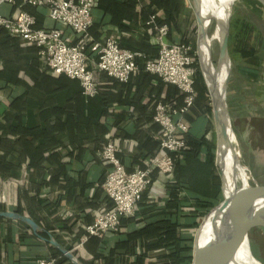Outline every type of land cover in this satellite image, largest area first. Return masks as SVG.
<instances>
[{"label": "crops", "instance_id": "1", "mask_svg": "<svg viewBox=\"0 0 264 264\" xmlns=\"http://www.w3.org/2000/svg\"><path fill=\"white\" fill-rule=\"evenodd\" d=\"M155 7L158 17H163L165 10L152 0H96L91 34L101 42L115 36L121 48L142 51L148 58L157 59V31L151 22ZM2 9L13 17L28 11L36 17L37 27L60 28L69 42L76 41L72 29L53 21L46 7L34 8L18 0L17 5H5ZM182 39L171 28L168 41L175 43ZM95 80L101 94L88 99L79 80L47 68L37 45L0 33V125L6 124L10 140L22 136L23 144L16 148H21L24 154L19 164L15 160L19 151L7 148L13 152L8 160L17 173L0 175V183L4 181L12 190L15 203L10 211L18 212L21 205L25 209L22 214L32 218L30 210H33L32 214L41 220V225L38 223L41 230L49 228L50 235L57 240L60 237V243L71 246L74 252L97 212L112 207L103 189L109 166L103 161L102 152L108 141L111 138L117 141L118 157L129 171L143 168L145 156L158 147L155 136L160 126L153 119L156 106L160 102L176 106L184 103L175 85L150 72L136 71L130 82L123 84L95 70ZM207 121L198 94L196 105L185 117L189 128L185 134L187 144L204 137L213 142L207 136ZM206 156L202 147L195 160L203 162ZM182 163L188 164L187 160ZM176 180H181L182 188L178 194L173 193V198ZM188 186V180L177 172L168 176L156 172L136 212L126 217L117 231L89 241L81 253L82 259L106 264L102 256L108 257L115 250L109 264H163L165 251L151 246L144 254L146 245L157 242V232L174 220L175 213L184 221L194 209L195 193ZM0 222L1 263L32 264L39 258L50 257L51 244L36 234L32 238L22 237L25 234L22 222L9 219ZM182 230L194 234L197 229ZM144 231L151 235H144ZM120 242H128L131 247L133 244L134 252L125 251L124 247L118 249Z\"/></svg>", "mask_w": 264, "mask_h": 264}, {"label": "built area", "instance_id": "2", "mask_svg": "<svg viewBox=\"0 0 264 264\" xmlns=\"http://www.w3.org/2000/svg\"><path fill=\"white\" fill-rule=\"evenodd\" d=\"M18 0H0V28L11 36L34 43L46 66L71 78L78 79L86 97L99 92L95 80V70L127 83L134 72L139 71L137 58L141 53L121 48L115 36L97 41L91 34L94 21L93 9L96 0H24V4L46 7L49 17L70 27L76 41L67 40L60 28L37 27L36 17L22 11L13 17L3 12V6L17 5ZM159 46L157 59L146 63L145 70L161 77L166 83L178 87L184 96L180 106L160 102L156 106L154 121L160 126L155 136L160 146L158 152L145 160L143 168L129 171L118 157L119 145L111 138L102 152L103 161L109 166V172L103 183V189L111 199L109 210L99 211L93 224L87 226V235L81 238L76 249L87 241L89 235L103 237L117 231L122 219L133 215L144 193L153 184L155 172L172 175L175 170L177 154L187 148L185 134L188 125L185 117L195 106L197 93L195 75L198 63L192 45L184 42H169L170 27L158 24L156 16L151 17ZM175 154V155H173ZM57 258H39L32 264H56ZM0 264H3L0 262Z\"/></svg>", "mask_w": 264, "mask_h": 264}, {"label": "rangeland", "instance_id": "3", "mask_svg": "<svg viewBox=\"0 0 264 264\" xmlns=\"http://www.w3.org/2000/svg\"><path fill=\"white\" fill-rule=\"evenodd\" d=\"M167 2L168 0L165 1V3ZM177 5L176 11L174 10V18L171 21V28L178 31L182 38L185 37V39L191 41L190 43H195V45L189 44L192 45L197 56V70L202 75L208 96V103L200 97L196 88L195 75L196 102L199 94V99L203 102L205 113L208 116L207 136L217 146L218 138L214 126L213 100L199 58L200 28L193 0H179ZM231 10V17L229 16V53L232 59V67L227 89L225 82V98L232 128L238 138L240 147L244 150V163L250 168L254 179L259 183H264V9L258 6L254 0H237ZM211 19L212 22L210 20L211 23L209 22L207 30L209 36L214 34L216 27V20ZM244 50L249 54L245 55ZM219 53V43L215 40L212 44V61L216 66L219 63ZM208 106H210V111L207 110ZM218 170L220 174L219 167ZM239 186L241 185L239 184ZM0 198V206H4L5 210H11L14 207L12 190H9L4 181L0 183ZM0 210L3 209L0 208ZM196 232L197 230L194 231V236ZM24 233H30L25 226ZM250 243L253 253L264 264L263 227L258 226L251 229ZM84 246L75 250V254L81 260ZM240 253L241 264H249L247 263L244 247L240 248ZM52 255L53 253L49 256L52 257Z\"/></svg>", "mask_w": 264, "mask_h": 264}, {"label": "trees", "instance_id": "4", "mask_svg": "<svg viewBox=\"0 0 264 264\" xmlns=\"http://www.w3.org/2000/svg\"><path fill=\"white\" fill-rule=\"evenodd\" d=\"M159 8H162L165 10L164 16L163 17H158L157 15V8H154L153 15L156 16V22L158 24H167L170 27L171 31V21L174 18V12L176 11V6L178 7V1L179 0H168L167 3H165L166 0H152ZM258 6H260L262 9H264L263 5L258 2L257 0H254ZM31 7H37V6H32ZM175 10V11H174ZM91 31V30H90ZM0 33L7 34V36H10V34L0 28ZM170 34V33H169ZM189 44L191 41L185 39V37L180 41ZM173 43V42H172ZM195 45V43H190ZM135 52H139L142 54V56L137 58V63L139 65L140 70L146 71L145 66L146 63L150 60H153L151 58H148L147 54L142 51L138 50H133ZM159 51V47H158ZM159 53V52H158ZM245 55H248L247 51L244 50L243 52ZM159 55V54H158ZM157 55V56H158ZM155 56V57H157ZM197 59V56H196ZM198 60V59H197ZM147 72V71H146ZM158 76V75H157ZM161 78V77H160ZM162 79V78H161ZM78 80V79H77ZM119 81V80H118ZM121 82V81H120ZM130 82V81H129ZM121 82L123 84H128ZM80 83V81H79ZM81 85V83H80ZM177 87V86H176ZM82 88V85H81ZM178 88V87H177ZM196 88L198 90V93L200 94V97L208 103V96H207V91L206 88L203 84V79L201 73L197 70L196 73ZM180 91V90H179ZM82 93H83V88H82ZM101 94V90L99 89V92L95 95L92 96V98L99 96ZM181 94V92H180ZM181 96L184 98V96L181 94ZM91 97H88V99ZM207 110L210 111V106L207 107ZM154 119V118H153ZM6 124L0 125V150L2 153H0V175L2 177H6L9 175V173H12V171H15L17 173V170H12L11 168V163L10 159L8 160V155L11 153L14 149L18 150L19 154L18 157L15 158V160L19 161V164H21L23 160V152L21 148H16V145H21L23 144V138L22 136L16 140H10L6 136ZM15 131L14 129H12ZM22 134V129L19 128V130ZM157 150L152 153L151 155L145 156L144 161L148 159L151 156H154L158 150L160 143L157 141ZM189 145V146H188ZM11 148L12 151H8L7 148ZM204 147L207 156L206 159L201 162L196 161V157L200 155V151ZM13 157V152L11 153ZM175 155V154H173ZM14 159V158H13ZM183 160H187L188 164L183 165ZM18 164V163H17ZM145 166V164H144ZM20 168V167H19ZM174 172L178 174L179 177L186 178L188 180V188L192 192L195 193V196H193L192 200V207L194 208L192 211L189 212L184 218V221L178 219L177 214L175 213V218L174 220H171V223L164 225L163 229L161 232H157V242L154 244L146 245V252L144 254H147V251L153 247H161L163 251H165L163 260L165 261L163 264H192L193 260V246H194V234L193 233H186L183 232V228H191V229H197L200 224L202 219L210 212L214 207H216L222 200H223V194H222V189H221V178L219 174L218 167L216 165V145L214 142L208 141L205 137L202 138L201 140L198 141H192L187 144V148H185L182 152L177 154L176 160H175V170ZM156 173V172H155ZM154 173V174H155ZM180 181V182H179ZM182 182L181 180H176V183L172 186V195L173 193H179L181 190L180 185ZM185 187V186H183ZM144 196V195H143ZM175 196L173 195V198ZM143 199V197H142ZM3 210H5L4 206H0ZM18 212L20 213H25V209L19 205L18 207ZM31 216L32 218L41 225V220L37 217V215H33V210L31 211ZM127 218H123L122 222L125 221ZM3 220H8L5 218L0 217V221ZM183 222V223H182ZM23 226H25L30 233L24 234L22 237L26 238H32L35 237V233L32 230L31 227H29L27 224L22 223ZM162 227V226H161ZM50 230L49 228H46L45 231L40 230L39 231V237L43 238H49L50 233L48 232ZM149 230V229H148ZM146 236L151 235L149 231H144L143 233ZM87 235V232L85 233ZM84 235V236H85ZM106 236V235H105ZM104 237V236H103ZM58 241L61 242L59 239L60 237H57ZM100 239L97 236L94 235H89L87 241L84 243V245H87L89 241L92 240H98ZM81 241V240H80ZM129 242V241H128ZM128 242H120L118 244V249L120 248H125L123 250L129 251V252H134L133 244L132 247L127 244ZM52 250V257L57 258V263L56 264H63V263H70L69 259L64 256L58 249H56L54 246L50 247ZM68 249H72V247H68ZM117 249V248H116ZM115 250L111 251L110 256L104 257L102 256L103 259H105L106 264H109L111 262L110 258L114 255ZM101 258V257H99ZM83 260V259H82ZM102 260V259H100ZM122 260H125L124 257H122ZM140 260V258H139ZM85 264H93L89 263L85 260H83ZM141 263V261H140Z\"/></svg>", "mask_w": 264, "mask_h": 264}, {"label": "water", "instance_id": "5", "mask_svg": "<svg viewBox=\"0 0 264 264\" xmlns=\"http://www.w3.org/2000/svg\"><path fill=\"white\" fill-rule=\"evenodd\" d=\"M257 1L260 2L264 7V0H257ZM193 5L196 11L199 28H200L199 45H198L199 58L202 67V72L204 73V76L206 78V74L202 64L201 51H200V39L202 37V33L205 32V35L208 36V31H207L208 27L204 31H202L203 20L201 17V11L202 8H204V3L203 0H193ZM230 17L227 26L225 28V31L221 35V38L218 40V43H219V51H220L219 63L223 60L229 59L230 71H231L232 59L229 53ZM211 53H212V48H211ZM219 63L217 64V66L219 65ZM229 78H230V72L226 82V89ZM210 93H211V89H210ZM212 100H213V96H212ZM225 107L226 110L228 111L226 98H225ZM213 118H214V126L216 128L217 138H218L217 146H216L217 147L216 163H217L220 141L222 138H225L226 136L227 122L226 120H224L223 115L217 112L215 108L214 100H213ZM228 123L232 127L231 120H229ZM218 167L220 168L223 200L210 212H208V214L203 218V221L200 224V226L197 228L196 235L194 236L192 264H231L234 257L236 256V254L238 253V251L240 250V248L242 247L245 241L249 244L248 246L252 256L255 257L258 261H260L252 251L251 243H250V231L253 227L259 226L264 228V183L257 182L254 179L251 170L249 168L252 179V185L246 187V186H239L238 184L237 188L231 194L230 193L228 194L225 191L223 170L219 165ZM212 215H221L219 225H217L213 237L207 239L204 242H201V234L204 228V224L212 217ZM0 217L27 224L29 227L32 228V230L37 236H39V231L42 229L41 226L32 218L17 211L0 210ZM41 238L46 242H48L49 244H51L52 246H54L56 249H58L73 264H84V262L81 259H79V257L75 254L73 250L68 249L67 247L62 245L52 235H49L48 239L43 237Z\"/></svg>", "mask_w": 264, "mask_h": 264}, {"label": "bare ground", "instance_id": "6", "mask_svg": "<svg viewBox=\"0 0 264 264\" xmlns=\"http://www.w3.org/2000/svg\"><path fill=\"white\" fill-rule=\"evenodd\" d=\"M237 0H203L204 8L201 11L202 17V31H204L211 20H216V27L212 36L202 33L200 39V51L202 57V64L206 74V78L211 89L213 100L215 101V108L217 112L223 115L227 122L226 136L222 138L218 150V165L222 168L224 174L225 191L231 194L240 184L241 186L252 185V179L249 167L244 163V150L240 147L238 138L229 125V112L225 107V82H227L230 72L229 59L223 60L218 66L212 61L211 48L213 41H218L225 31L227 26L230 10ZM221 215H212V217L205 222L201 234V242L214 236L217 225H219ZM249 244L245 241L242 247L246 250L247 263L262 264L255 257L252 256ZM240 250L234 257L231 264H241Z\"/></svg>", "mask_w": 264, "mask_h": 264}]
</instances>
